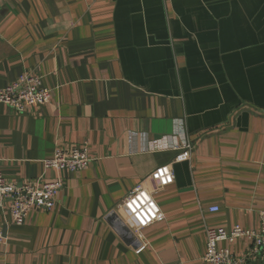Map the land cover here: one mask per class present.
Returning a JSON list of instances; mask_svg holds the SVG:
<instances>
[{"label":"crops","instance_id":"0c3cea01","mask_svg":"<svg viewBox=\"0 0 264 264\" xmlns=\"http://www.w3.org/2000/svg\"><path fill=\"white\" fill-rule=\"evenodd\" d=\"M30 72L52 98L0 103V168L63 186L22 224L0 207V264H209L207 228L260 227L264 0H0V89ZM186 141L154 194L164 218L138 231L122 202ZM83 145L85 169L44 167ZM252 246L220 243L264 264Z\"/></svg>","mask_w":264,"mask_h":264},{"label":"built area","instance_id":"2783aa9c","mask_svg":"<svg viewBox=\"0 0 264 264\" xmlns=\"http://www.w3.org/2000/svg\"><path fill=\"white\" fill-rule=\"evenodd\" d=\"M52 89L45 86L40 75L24 73L19 78L0 89V103L14 110L24 112L31 106H41L51 101ZM178 150L173 162L161 165L143 178L129 196L122 202L134 227L142 228L162 220L163 212L154 198L159 188L175 180V162L188 160L192 145L186 141L183 145L174 146ZM89 149L86 145L74 146L70 150L57 148L53 156L44 160L46 169L78 171L90 163ZM63 186L62 180H46L38 185L24 184L19 186L7 181L0 168V207L9 203L11 222L22 224L26 216L35 209L51 210L56 204L58 192ZM212 212L218 206L210 207ZM207 247L205 260L209 264H241L244 258L235 256L228 248L220 247L221 242H234L237 239L251 241L253 249L264 251V210L260 212V227L249 230L236 225L231 230L209 227L206 230ZM4 234L0 231V242Z\"/></svg>","mask_w":264,"mask_h":264}]
</instances>
